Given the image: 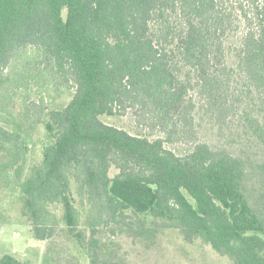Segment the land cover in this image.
I'll list each match as a JSON object with an SVG mask.
<instances>
[{"label": "trees", "instance_id": "1", "mask_svg": "<svg viewBox=\"0 0 264 264\" xmlns=\"http://www.w3.org/2000/svg\"><path fill=\"white\" fill-rule=\"evenodd\" d=\"M202 124L224 140L201 138ZM253 178L264 181V0H0V191L17 187L35 239L142 216L232 264H264Z\"/></svg>", "mask_w": 264, "mask_h": 264}, {"label": "rangeland", "instance_id": "2", "mask_svg": "<svg viewBox=\"0 0 264 264\" xmlns=\"http://www.w3.org/2000/svg\"><path fill=\"white\" fill-rule=\"evenodd\" d=\"M103 120L124 127L132 125L126 117H103ZM43 136L40 128L33 137L28 166L41 160ZM200 136L215 144L224 140L215 128L205 124L201 125ZM167 146L178 154L186 148V145L179 144ZM251 184L255 189L250 190L252 196L263 209L264 181L253 178ZM130 217L124 221L119 218L98 228L92 237L90 230L80 225L77 231L81 232L82 238L75 237V232H67L59 224L51 238L38 240L34 238L30 224L22 217L19 191L13 185L0 191V255L10 254L30 264H90L87 243L93 238L97 241L95 250L99 264H232L227 256L216 253L200 238L189 242L176 227L142 216ZM142 222L150 232L141 233Z\"/></svg>", "mask_w": 264, "mask_h": 264}]
</instances>
